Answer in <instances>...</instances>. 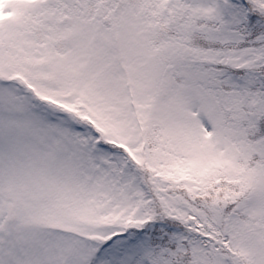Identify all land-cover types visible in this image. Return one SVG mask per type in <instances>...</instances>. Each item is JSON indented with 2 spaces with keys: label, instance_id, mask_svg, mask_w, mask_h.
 Masks as SVG:
<instances>
[{
  "label": "snow or ice",
  "instance_id": "obj_1",
  "mask_svg": "<svg viewBox=\"0 0 264 264\" xmlns=\"http://www.w3.org/2000/svg\"><path fill=\"white\" fill-rule=\"evenodd\" d=\"M0 264H264V0H0Z\"/></svg>",
  "mask_w": 264,
  "mask_h": 264
}]
</instances>
